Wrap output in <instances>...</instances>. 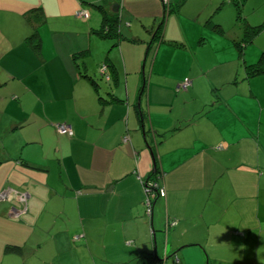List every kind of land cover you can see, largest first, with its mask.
Here are the masks:
<instances>
[{"label":"crops","instance_id":"crops-1","mask_svg":"<svg viewBox=\"0 0 264 264\" xmlns=\"http://www.w3.org/2000/svg\"><path fill=\"white\" fill-rule=\"evenodd\" d=\"M231 3L0 0V264H264V29Z\"/></svg>","mask_w":264,"mask_h":264},{"label":"trees","instance_id":"trees-1","mask_svg":"<svg viewBox=\"0 0 264 264\" xmlns=\"http://www.w3.org/2000/svg\"><path fill=\"white\" fill-rule=\"evenodd\" d=\"M223 1H234V0H223ZM238 6H239V10H240L241 9V5H238ZM98 7L102 8L103 6L98 5ZM167 9L170 10L171 7L169 8V5H168ZM34 11H35V14L38 17L40 15H42V17L45 18V15L43 14L42 8H40V7L34 8ZM239 15H241L240 11H239ZM207 25L210 26L211 28H214V29H217V30L221 31V25L219 23L215 22L212 19H209L207 21ZM245 25H246V27H245V35H244L245 38L243 39L244 42L252 41L254 39V37L256 35H258L264 29V23H260L258 25H252L250 23H246ZM103 29L105 30V35H109V36L112 35L115 38L117 37V34H116L117 26H116L115 19L108 20V18L106 17ZM32 37L35 38V39H39L38 29H35ZM40 46H41L40 40L36 41L35 42V48L36 49H40ZM251 68H252L251 72L253 74H258V73H263L264 72V52L261 54V58L259 59V62L256 65H252ZM160 179H161L160 169L157 166H155L154 172L151 174L150 178L146 181V188H148V186L152 182H154V183H156L158 185L154 189L155 196H152L153 208H154V201L156 200V198L158 197V195L160 194V191H161V181H160ZM148 191H149V189H148ZM154 193L151 192V195H153ZM78 238L79 237H76L75 239H78ZM8 249L19 252V250L21 248H20V246H9ZM141 259L144 260L143 264H159V262H157L156 258L150 253L144 254L141 257Z\"/></svg>","mask_w":264,"mask_h":264},{"label":"rangeland","instance_id":"rangeland-1","mask_svg":"<svg viewBox=\"0 0 264 264\" xmlns=\"http://www.w3.org/2000/svg\"><path fill=\"white\" fill-rule=\"evenodd\" d=\"M234 3H231L232 8L234 9L237 16L239 11L242 13L243 21L248 20L252 25L264 23V0H234ZM238 5H241L240 10ZM260 42H264V33L258 36L256 43H254L256 44L255 46H257ZM256 114H258V111L253 110L252 116L256 117ZM7 189L8 188H4L2 192H6L8 194Z\"/></svg>","mask_w":264,"mask_h":264},{"label":"built area","instance_id":"built-area-1","mask_svg":"<svg viewBox=\"0 0 264 264\" xmlns=\"http://www.w3.org/2000/svg\"><path fill=\"white\" fill-rule=\"evenodd\" d=\"M165 2L168 6L169 0H165ZM89 15H90V13H89L88 9L84 8V9H80L79 11H77V16H79V17L88 18ZM105 69H106V66H103L102 71H104ZM190 84H191V80L187 78L182 82V87L186 89ZM56 128H57V131L60 133H68L71 136L74 134L72 126L68 123H59L56 125ZM157 186L158 185L156 183L152 182V183H150L148 188H146L147 196L145 199V207H146V212L148 214H151L153 211L152 196H155L154 189ZM148 189H149V191H148ZM151 192L154 194L151 195ZM5 197H7V193L1 192L0 198H5Z\"/></svg>","mask_w":264,"mask_h":264},{"label":"clouds","instance_id":"clouds-1","mask_svg":"<svg viewBox=\"0 0 264 264\" xmlns=\"http://www.w3.org/2000/svg\"><path fill=\"white\" fill-rule=\"evenodd\" d=\"M49 10L55 12L56 11L55 5H50L49 6Z\"/></svg>","mask_w":264,"mask_h":264}]
</instances>
